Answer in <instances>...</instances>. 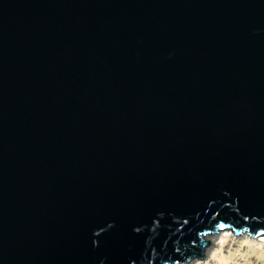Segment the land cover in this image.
I'll list each match as a JSON object with an SVG mask.
<instances>
[{
	"label": "water",
	"instance_id": "water-1",
	"mask_svg": "<svg viewBox=\"0 0 264 264\" xmlns=\"http://www.w3.org/2000/svg\"><path fill=\"white\" fill-rule=\"evenodd\" d=\"M264 237V0H0V264H187Z\"/></svg>",
	"mask_w": 264,
	"mask_h": 264
},
{
	"label": "bare ground",
	"instance_id": "bare-ground-1",
	"mask_svg": "<svg viewBox=\"0 0 264 264\" xmlns=\"http://www.w3.org/2000/svg\"><path fill=\"white\" fill-rule=\"evenodd\" d=\"M227 231L203 236L204 259L195 257L187 264H264V237H247Z\"/></svg>",
	"mask_w": 264,
	"mask_h": 264
},
{
	"label": "rangeland",
	"instance_id": "rangeland-1",
	"mask_svg": "<svg viewBox=\"0 0 264 264\" xmlns=\"http://www.w3.org/2000/svg\"><path fill=\"white\" fill-rule=\"evenodd\" d=\"M226 233H228L229 235H231L232 233L231 232H226ZM204 250H205V248H204ZM203 254H204V251H203ZM175 264H179L178 262H176Z\"/></svg>",
	"mask_w": 264,
	"mask_h": 264
}]
</instances>
